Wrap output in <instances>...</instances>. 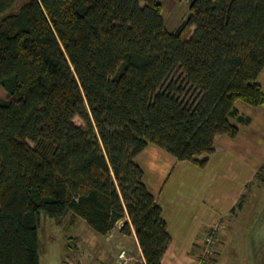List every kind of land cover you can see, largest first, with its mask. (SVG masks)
<instances>
[{"label":"trees","instance_id":"1","mask_svg":"<svg viewBox=\"0 0 264 264\" xmlns=\"http://www.w3.org/2000/svg\"><path fill=\"white\" fill-rule=\"evenodd\" d=\"M184 1L170 30L159 0H0V264H40L41 213L102 235L122 221L134 264H162L171 236L134 157L204 164L250 122L236 102L264 104V0Z\"/></svg>","mask_w":264,"mask_h":264},{"label":"rangeland","instance_id":"2","mask_svg":"<svg viewBox=\"0 0 264 264\" xmlns=\"http://www.w3.org/2000/svg\"><path fill=\"white\" fill-rule=\"evenodd\" d=\"M159 1L164 6L163 17L168 29H175L188 18L187 1ZM258 81L264 90V69ZM0 97H8L1 87ZM236 105L240 112L250 117V122L239 124L235 137L223 135L219 143L222 142L224 147L204 164L188 162L184 165H169L165 158L154 159L151 163L141 161L147 168L150 180H161L157 188L160 203L167 205L165 210L166 218L170 221V232L178 236L179 242H188L195 234L203 238L208 232L202 242L206 259L203 264L216 260L215 252L212 257L209 254L217 231L226 232L227 236V243L223 245L217 264H264V104L250 106L238 101ZM74 121L78 125L83 124L79 117H75ZM151 145L156 147L155 144ZM233 202L237 203L234 204V210L231 209L234 205L230 208ZM211 211L216 213L215 217L219 221L206 231L202 222ZM122 224V221L118 222L113 235L105 239L100 235L93 237L83 223L74 224L70 216L62 224H57L47 214L41 213L38 229L39 262H109L121 247L116 246V243L119 242L117 235ZM224 225L225 229H222ZM74 237L81 239L80 245L72 244L71 238ZM186 237L189 239H184ZM126 242L130 244L131 239L128 237ZM124 245L127 246V243ZM231 249L242 252L230 256Z\"/></svg>","mask_w":264,"mask_h":264},{"label":"crops","instance_id":"3","mask_svg":"<svg viewBox=\"0 0 264 264\" xmlns=\"http://www.w3.org/2000/svg\"><path fill=\"white\" fill-rule=\"evenodd\" d=\"M223 135H218L215 138L214 141V152L211 154H203L201 156H199L200 159L203 158H207L208 160H210L212 157H214L215 155H217L220 151V149H222L224 147V144L222 142L219 143L220 140H223L222 138ZM156 146V145H155ZM147 152V150H149ZM157 158H165L167 159L169 165L172 164H186L190 161H180L177 160L173 155H171L170 153H166V151H164L161 147L156 146L153 147V145L148 144L141 152H139L135 157L134 160L142 167L143 171H144V182L148 188V190L154 194V196L156 197L157 202L160 204L161 208H162V214L167 222V227H168V231L170 233L171 236V240L170 243L168 245V248L166 249L164 255L162 256V264H203L206 259L205 256L203 255L205 253L204 250V246L202 242H204V239L206 238V234L208 232H206L204 234L203 238H200L197 236V234H195L192 238H184V239H189L188 242H183L180 243L179 242V238L177 235H174L170 232V221L167 220L166 218V211L165 208L167 207L166 204L164 203H160V196L157 192V188L159 187V183H161V180H159L158 182H156V180H150L148 178V174H147V168L144 164L141 163V161H145V162H152L154 159ZM191 163V162H190ZM232 166V165H231ZM219 173V172H218ZM161 179V177H160ZM234 200V199H233ZM236 205L237 203H231L230 204V208L233 205ZM164 205V206H163ZM235 205L231 208L232 210H234L233 208L235 207ZM229 208V209H230ZM216 213L211 211L210 213L207 214V218L203 220L202 224L204 226V229L207 231H209L210 228H212L214 226V224L216 223V221L218 218L215 217ZM73 223H83V225L86 227V230L89 232H91V234L93 235V237H97V236H102L105 237V239H108L110 236L113 235V232L116 230L115 228L107 233L106 235H102L97 233L96 231L92 230V228L85 222V220L76 217V218H71ZM222 229H225V225L223 226ZM185 230V229H183ZM119 233V234H118ZM117 237H118V241L116 243V246H121L119 249V252L121 250H125L126 251V255H127V263L126 264H134L136 262H143V256H142V252L141 249L138 245L135 233L132 232V234L130 235H126L122 232H118ZM131 239V243L128 244V242H126L127 238ZM78 240V245L81 244V239H79L78 237H75ZM241 241V240H238ZM124 243H127V246L124 245ZM227 243V236H226V232H222V231H217L216 233V239L213 240V242L211 244L212 245V252L209 254L212 257V254H214V252L216 253L217 257L216 260H213L210 264H217V259L220 256V252L222 251L223 245H226ZM123 244V246H122ZM241 244V243H240ZM242 246V244H241ZM126 248V249H125ZM118 252V253H119ZM242 251H229V255L231 256V254L233 255H238L239 253H241ZM228 255V256H229ZM118 254L115 256L114 259H112L109 262H104V261H98L96 264H119L118 261ZM238 264H243L242 262L238 263Z\"/></svg>","mask_w":264,"mask_h":264},{"label":"built area","instance_id":"4","mask_svg":"<svg viewBox=\"0 0 264 264\" xmlns=\"http://www.w3.org/2000/svg\"><path fill=\"white\" fill-rule=\"evenodd\" d=\"M118 261H119V264H126L127 263V255H126V251L125 250H121L119 253H118Z\"/></svg>","mask_w":264,"mask_h":264}]
</instances>
